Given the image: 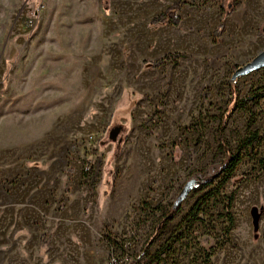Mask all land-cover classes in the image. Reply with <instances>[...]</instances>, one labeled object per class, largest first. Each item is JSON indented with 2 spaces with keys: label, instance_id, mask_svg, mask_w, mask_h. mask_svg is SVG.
I'll return each mask as SVG.
<instances>
[{
  "label": "rangeland",
  "instance_id": "rangeland-1",
  "mask_svg": "<svg viewBox=\"0 0 264 264\" xmlns=\"http://www.w3.org/2000/svg\"><path fill=\"white\" fill-rule=\"evenodd\" d=\"M174 2L178 26L151 24ZM221 2L0 0V264H264V68L232 80L264 49V0H224L214 38ZM233 100L228 148L260 140L204 201Z\"/></svg>",
  "mask_w": 264,
  "mask_h": 264
},
{
  "label": "trees",
  "instance_id": "trees-1",
  "mask_svg": "<svg viewBox=\"0 0 264 264\" xmlns=\"http://www.w3.org/2000/svg\"><path fill=\"white\" fill-rule=\"evenodd\" d=\"M233 1L236 2L238 0H233ZM223 2H224V0H222L221 5H220L221 10H222V18H221L219 24L217 25V27L215 28V30L213 32L214 38H217L220 35L225 18L231 14V10L227 11L225 9ZM180 9H181L180 4L177 2H174L171 5H169L165 10H163L162 12L155 15L151 19L150 22L153 25L169 24L172 26H178L180 21H181V17L179 16ZM180 56H181V54L179 52H168L163 57H161L160 59H158L156 61H144V64L150 65L152 67H158L166 61H176ZM234 106H235V101L233 100L231 107H229V108L227 107L226 112H224V115H223L222 121H221L222 125H220V128H219V135H220L219 146H220V148L225 149L226 157L223 160V162L219 165V167L214 170L213 174H211V175L208 174L209 177H206V178L200 180L203 183L202 185H203L204 189L211 186V188L208 191H206L202 197V199H205L204 201H207L210 197H212L214 195H220L219 189L225 184L228 177L231 175V173L236 168L237 164L241 161V159L245 155H247V156L250 155V153L242 154L239 151L240 148L253 147V145L258 143L260 140V136L258 134V131H256V130L250 131L247 136H245L244 138H241L239 140V145H238V148L236 149V151L232 152L228 148L225 140L223 139L222 132H223V127H224V124L226 122V119H227L229 113L234 108ZM257 163H258L260 169L264 168V158H259L257 160ZM215 176L217 178L216 183H214V181L212 180V178ZM193 182H194V180H193ZM184 197H185V193L183 191L180 192L178 194L176 200L174 201V203L169 208V210L166 212H161V216L158 220L157 225L154 227L152 234L146 240L147 246L150 245L153 242V240L158 236L160 230L165 228L166 225L171 221V217L179 212L180 203L184 199ZM232 200H233L232 196H223L222 195L223 214H224V217L226 218V221L229 223H231L233 220V217H232V214L230 211ZM196 207H197V205L195 204L194 207H192L188 213L187 217H192L191 220L194 219V217L196 216V212H195L197 210ZM198 211H199V208H198ZM227 233H228L227 230L223 232L224 238L227 237ZM216 246H217V240H213V241L209 242L207 245H205V250L207 251L206 256H205L206 261H208V259L210 258L214 248H216ZM131 264H133V262Z\"/></svg>",
  "mask_w": 264,
  "mask_h": 264
},
{
  "label": "water",
  "instance_id": "water-1",
  "mask_svg": "<svg viewBox=\"0 0 264 264\" xmlns=\"http://www.w3.org/2000/svg\"><path fill=\"white\" fill-rule=\"evenodd\" d=\"M263 68H264V49L260 51L257 55H255L250 61L246 62L241 66H238L232 74V80L236 79L237 77L248 75L256 70H260ZM189 184L190 183H188L187 186H189ZM185 189H187V187ZM183 192L185 193V190ZM251 215L253 219L254 228H257L258 214L256 213L255 209L251 211Z\"/></svg>",
  "mask_w": 264,
  "mask_h": 264
},
{
  "label": "built area",
  "instance_id": "built-area-1",
  "mask_svg": "<svg viewBox=\"0 0 264 264\" xmlns=\"http://www.w3.org/2000/svg\"><path fill=\"white\" fill-rule=\"evenodd\" d=\"M109 264H127L125 261L118 258H111Z\"/></svg>",
  "mask_w": 264,
  "mask_h": 264
}]
</instances>
